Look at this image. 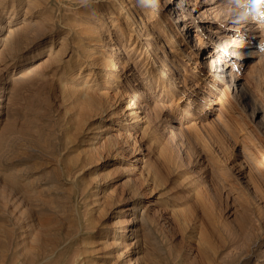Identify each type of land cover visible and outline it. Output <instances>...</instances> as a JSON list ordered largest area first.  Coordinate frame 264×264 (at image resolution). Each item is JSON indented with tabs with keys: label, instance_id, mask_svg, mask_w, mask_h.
Masks as SVG:
<instances>
[{
	"label": "rangeland",
	"instance_id": "374dc122",
	"mask_svg": "<svg viewBox=\"0 0 264 264\" xmlns=\"http://www.w3.org/2000/svg\"><path fill=\"white\" fill-rule=\"evenodd\" d=\"M118 1L0 0V264L13 254L14 264H264V222L255 220L264 213V8L181 0L206 45L196 56L163 0L150 13ZM133 8L153 35H138ZM203 9L227 19H210L216 55L234 64L232 48L254 49L239 70L247 103L197 71L210 48ZM242 15L252 19L230 31ZM93 31L101 39L91 55ZM225 34L234 42L224 47ZM171 59L179 78L166 77ZM128 72L145 82L138 124L124 106L143 88ZM188 98L196 101L178 111L181 128L168 126Z\"/></svg>",
	"mask_w": 264,
	"mask_h": 264
},
{
	"label": "bare ground",
	"instance_id": "6f19581e",
	"mask_svg": "<svg viewBox=\"0 0 264 264\" xmlns=\"http://www.w3.org/2000/svg\"><path fill=\"white\" fill-rule=\"evenodd\" d=\"M89 1V0H88ZM123 1L124 0H119L118 1V3H119V6H121V5H123L122 3H123ZM30 2V1H29ZM85 2V1H84ZM214 2V0H205L204 1V4H208V5H211L212 3ZM86 3V2H85ZM82 4V3H81ZM161 4H163V8L164 9H166V11L170 14V17L172 18V20H173V22L175 23V26H176V28L180 31V33L184 36V38L186 39V43H185V49H188V51L190 50V51H192V52H194V54L196 55V56H198L199 54H200V52L201 51H203L204 49H205V47H206V45H205V43H204V40H203V38L200 36V34H199V32H200V25L199 24H197V22H196V20H195V18H193V16H192V14H190L189 13V11L187 10V7L184 5V3L183 2H181V0H163V2L161 3ZM116 7V6H115ZM158 7V6H157ZM210 8H211V6H209ZM117 9V8H116ZM115 9V10H116ZM146 8H140V10L141 11H145L144 13H150L151 11V9H146ZM210 10V9H209ZM138 11V9L137 8H133V11H132V13H135L136 14V18L134 19V26H135V28L137 29V30H139L141 27H142V29L140 30V33L138 34V35H140L141 36V38L142 37H148V36H150V35H153L154 33H153V31H156V30H152V28H150L148 25H147V21H146V17H145V15L143 16V15H141L140 13H138L137 12ZM140 11V12H141ZM208 10H206L205 9V11H204V9H203V11L202 12H200V14H199V16H204L205 15V12H207ZM241 12V11H240ZM210 13V12H209ZM147 15V14H146ZM221 15V14H220ZM222 16V15H221ZM221 16H218L217 17V13H214L212 16H208V14L206 13V15L204 16L205 18H207L208 20H206V22H207V27H208V46L210 47V48H208V50H207V53H205L203 56H201V60L199 61V62H197V71L198 72H203V70H205V68L208 70V72H207V74H209V75H213V77H215L214 78V80H215V83H219V82H221V83H226V85L232 90V92L233 93H237L238 95H239V97H240V100L241 101H243V102H245V103H247V99H248V93L245 91V87H244V82H243V80H242V76L240 75V73H239V70H240V67L242 66V65H244L245 64V62L243 63V61H245L246 60V58L247 57H249V56H251L252 55V53H253V51H254V49H253V51L252 50H250V49H244V48H241V47H243V46H238V47H234V48H232L231 49V51L229 52V54H231V57H234V59H233V63L234 64H230L229 62H228V60L229 59H222V58H220L218 55H216L217 54V49H216V46L218 45V44H214V45H211L212 43H214L213 42V37H215V36H213L212 37V35L214 34V33H217V30H216V27H212V20H210L211 18H215V20H217V21H219V19L220 18H224L225 19V17H221ZM109 19V18H108ZM250 19H252L251 17H249V16H247V15H242V16H239V17H236V18H234V22H232L231 24H229L228 25V29L230 30V31H233V30H236V32L237 31H241V29H243V27L244 26H246L247 25V23H248V21H250ZM225 20H227V19H225ZM107 22V21H106ZM243 23H244V25H243ZM98 25V24H97ZM263 25V24H262ZM192 27H195V32H194V36H193V38L191 39H189V36H188V33H189V31L191 30V28ZM92 29H93V27H92ZM96 29H98V28H95V30ZM101 30V29H100ZM97 32H98V30H96ZM96 32V33H97ZM101 32V31H100ZM235 32V31H234ZM93 33H94V31H93ZM93 33L92 34H90V36L91 35H93ZM94 33V36H96L94 39H92V37H91V42H89V44H90V47H89V50H87V51H90L91 53V55L92 54H95L96 52H95V50H96V48H97V46H98V40H100L101 39V33ZM8 35V34H7ZM102 35H103V31H102ZM7 37V36H6ZM6 37H5V39H6ZM103 37V36H102ZM235 37V36H234ZM188 38V39H187ZM103 39V38H102ZM234 38H233V35L231 36V35H229V34H225V37H224V39H223V44H224V47L225 46H227V45H229V44H231V42H234V41H232ZM236 39V38H235ZM217 40V39H216ZM219 41H220V39H218ZM238 41V40H237ZM244 42V41H243ZM4 43V42H3ZM235 44V43H234ZM220 52V51H219ZM116 53H118V50H116ZM254 53H256V51L254 52ZM225 54V53H224ZM261 53H259V55H260ZM98 56H99V54H98ZM101 56V55H100ZM105 56V55H104ZM103 56V57H104ZM107 56V55H106ZM122 56V55H121ZM121 56L119 55V54H117V56H116V63H118L119 64V66L121 67V69H123V68H126V67H124V66H127V64H126V62H128V60L127 61H123V59H121ZM93 57H95V55L93 56ZM261 57V56H260ZM100 58V57H99ZM45 59V58H44ZM126 59V58H125ZM101 60V59H100ZM106 60V59H105ZM102 61H104V60H102ZM101 61V62H102ZM172 63V65H169V67H168V69H169V72L166 74V77H174V78H179L181 75H182V73L179 71V67L178 66H176L175 65V62L173 61V59H171L170 60ZM166 64H168V62H167V59H163V62L161 63V65L163 66V65H166ZM235 65H238V67H236ZM245 66V65H244ZM174 67H176V69L174 68ZM108 65H107V63L106 62H104V65H103V72L102 73H100L99 75V78H105L107 75H108ZM1 69V68H0ZM129 70H131V68H129ZM184 72V71H183ZM185 73V72H184ZM183 73V74H184ZM8 74L6 73L4 76H7ZM86 78H88V77H86ZM128 79H133L134 81H135V84L137 85V86H141V88H143V90H138L137 91V93H134V95H133V97H134V99L132 100V102H129V103H127L125 106H124V110L125 111H127V113L129 114V115H132L133 116V119H132V123H136V124H138V121H139V119H140V115H139V110H140V101H139V98H141V95H143L144 94V92L146 91V90H144L145 89V87H144V85H145V82L139 77V75H137V74H134V73H130V72H128V74H126V82L128 83ZM206 78H204V77H201V81H205L206 82ZM3 81H8L7 79L5 80V78L4 77H1L0 78V83H4ZM178 81V80H177ZM199 82V81H198ZM149 83H151V82H148V87L147 88H149L150 86V84ZM156 83V85H160V83H158V81H156L155 82ZM147 84V83H146ZM198 84V83H197ZM185 85V84H184ZM196 85V84H195ZM162 87H160V90L164 93V97H166L165 99H168V98H170V96H173V94L172 93H170V91H169V89L170 88H168V87H166L165 85H161ZM3 87H4V85H0V93L2 92V91H4V89H3ZM173 91H175L176 89L175 88H173L172 89ZM171 90V91H172ZM146 95V94H145ZM146 99V101H152L150 98H148V96L145 98ZM192 101H196L195 99L194 100H192V99H190V98H188L183 104H179L178 105V108H177V110H174V111H169L168 112V114H169V117H168V119L166 120V122H168V126H172V124H173V126L172 127H174V129H180L181 128V126H177L176 124H177V121H179V119H178V114L177 113H179L178 111H180V113L182 114L183 112L185 113V114H187L188 113V110H186V106H189V104H192ZM155 102V101H154ZM170 105V104H169ZM153 107H156V104L154 103L153 104ZM1 108H2V105H1V100H0V115H1ZM157 108V107H156ZM3 109V108H2ZM152 109V108H151ZM252 117L254 118V119H257V123H259V125H261L262 124V122H263V116H259V114H261V111H260V109H254V110H252ZM173 122V123H172ZM136 124H133V125H136ZM67 146V145H66ZM134 160H136V158H133L132 159V161H134ZM8 166V165H7ZM5 167V166H4ZM3 168V167H2ZM4 170V169H3ZM17 171V170H16ZM68 174H69V172H68ZM10 177H11V175H10ZM21 177V176H20ZM12 178V177H11ZM14 178V177H13ZM18 179V178H17ZM13 180V179H12ZM15 180V179H14ZM13 180V181H14ZM21 180V179H20ZM23 180V179H22ZM9 182H10V180H9ZM8 182V183H9ZM17 182H19V181H17ZM10 184V183H9ZM11 184H13V183H11ZM15 184V183H14ZM19 184H21V183H19ZM16 185H18V184H16ZM11 186V185H10ZM10 188V187H9ZM20 189V188H19ZM10 190H12V189H10ZM24 191H26L25 189H24ZM27 192V191H26ZM20 193V192H19ZM21 193H23V191L21 192ZM20 193V194H21ZM22 195V194H21ZM139 195V194H138ZM18 197V196H17ZM19 198V197H18ZM43 208V207H42ZM44 209V208H43ZM256 217H255V220H256V226H257V228H260V224L262 223V221L264 222V213L263 212H258V213H256V215H255ZM33 219V218H32ZM43 220V219H42ZM45 220V219H44ZM41 221V220H40ZM45 221H47V219L45 220ZM49 222V221H48ZM41 223H43V222H41ZM47 224V223H46ZM49 224V223H48ZM263 225V224H262ZM45 226V225H44ZM45 227H43V229H44ZM263 230V229H262ZM9 231V230H8ZM42 232V231H41ZM37 234V232L35 233V235ZM263 234V233H262ZM38 235V234H37ZM9 236V235H8ZM126 236V235H125ZM37 237V236H36ZM22 238V237H21ZM20 241V240H19ZM67 241V240H66ZM9 242V241H8ZM14 242H16L15 240H14ZM56 242V241H55ZM18 243V242H17ZM44 243V244H43ZM51 243V242H50ZM49 243V244H50ZM53 243V242H52ZM6 244H8V243H6ZM11 244V243H10ZM22 244V243H21ZM42 244H43V247H44V245H45V242H42ZM49 244H47L46 243V245H49ZM17 245V244H16ZM24 245V244H23ZM22 245V246H23ZM51 246V245H50ZM53 246V245H52ZM13 247H16V246H13ZM24 247H26V245L24 246ZM23 247V248H24ZM28 247V246H27ZM46 247V246H45ZM10 248V247H9ZM19 248V247H18ZM21 248V247H20ZM39 248V247H38ZM49 248V246H47V249ZM13 249V248H12ZM27 249V253H28V248H26ZM6 250H7V248H6ZM39 250V249H38ZM37 250V251H38ZM44 250V249H43ZM46 250V249H45ZM56 250V249H55ZM17 251V250H16ZM24 251V250H23ZM42 251V250H41ZM48 251H50V249H48ZM25 252V251H24ZM39 252H40V250H39ZM55 252V251H54ZM22 253V252H21ZM23 254V253H22ZM21 254V255H22ZM25 254V253H24ZM29 254H31L32 255V253H29ZM5 255H6V253H5ZM14 255L15 254H13V255H11L10 257H8V263L7 264H14L13 263V261L16 259L17 260V257L19 256H17V257H14ZM26 255V254H25ZM31 255L29 256L30 258H31ZM60 255H62L61 253H60ZM34 256V255H33ZM26 258L25 256L23 257V256H21V258H26V259H30V258ZM37 257V256H36ZM59 257V256H58ZM20 258V259H21ZM51 258V253L49 254V252H48V254H47V252L43 255V258H42V260L43 261H46V260H48V259H50ZM66 258V257H65ZM37 259V258H36ZM69 259V258H68ZM66 260V259H65ZM126 260V263H130L131 262V260L128 258V259H125ZM23 261H24V259H23ZM28 261H29V263H28ZM28 261H25V262H27L28 264H38V262H40V261H38L37 263H34L33 262V260L32 261H30V260H28ZM64 261V260H63ZM66 263H69V262H66ZM65 263V264H66ZM24 264H26V263H24ZM63 264V263H62ZM71 264V263H70ZM74 264V263H73ZM125 264V263H124Z\"/></svg>",
	"mask_w": 264,
	"mask_h": 264
},
{
	"label": "clouds",
	"instance_id": "9594fccd",
	"mask_svg": "<svg viewBox=\"0 0 264 264\" xmlns=\"http://www.w3.org/2000/svg\"><path fill=\"white\" fill-rule=\"evenodd\" d=\"M158 0H137V4L143 8L155 7ZM254 8L262 9L264 8V0H251ZM264 15V13H262Z\"/></svg>",
	"mask_w": 264,
	"mask_h": 264
}]
</instances>
